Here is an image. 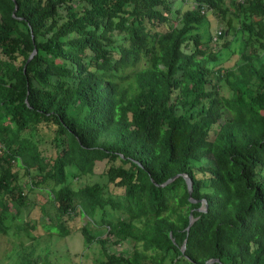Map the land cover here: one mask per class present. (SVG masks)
Instances as JSON below:
<instances>
[{
	"label": "trees",
	"instance_id": "trees-1",
	"mask_svg": "<svg viewBox=\"0 0 264 264\" xmlns=\"http://www.w3.org/2000/svg\"><path fill=\"white\" fill-rule=\"evenodd\" d=\"M15 1L0 0V231L37 206L28 230L80 231L98 264H264V0ZM182 172L196 201L182 175L162 184ZM74 213L90 219L71 228ZM27 252L13 263L38 264Z\"/></svg>",
	"mask_w": 264,
	"mask_h": 264
},
{
	"label": "rangeland",
	"instance_id": "rangeland-1",
	"mask_svg": "<svg viewBox=\"0 0 264 264\" xmlns=\"http://www.w3.org/2000/svg\"><path fill=\"white\" fill-rule=\"evenodd\" d=\"M183 4L181 0H175L173 4L179 5ZM184 4H193V0H189ZM174 5V6H175ZM208 17L210 18V26L209 29L211 32H214L215 29L224 28V20L219 18V15L208 12ZM231 38L232 41L230 43L229 48L223 51L222 61L225 65H232L235 60L238 58L239 51V37L234 38V36L230 33H227L224 37L217 38L216 42L219 45L224 39ZM213 42V41H212ZM215 42V41H214ZM213 42V43H214ZM212 43V44H213ZM216 45V44H215ZM46 131V127H41L39 134L37 132L33 133V138H37L42 135V132ZM43 147L46 143H40ZM51 148V147H50ZM53 150V149H52ZM50 153V151H49ZM203 162H209L208 159H204ZM98 166H96V173L92 176V179H100L99 171L103 167V162H97ZM71 166H68V168ZM19 170V169H18ZM19 176L21 177V181L28 182L29 177L24 174L23 169L20 168ZM70 178V177H69ZM73 186H81L88 180L85 176H77L72 177ZM112 187V186H111ZM27 189V187H26ZM112 192H118L119 190L116 188H111ZM29 193V197H35V200L42 201L43 197L39 196L35 191L27 190ZM40 194H45V191H40ZM46 210L53 214V208L51 206V201H46ZM26 209H23L20 214L22 220L15 219L14 222L10 225L7 232L0 231V264H14L13 262H19V258L17 257L19 252L22 250L23 252H29L32 256L36 257V263L45 264L43 262L44 254H47L48 260L52 262V264H98L99 260L104 258V254L102 252L101 246L98 242H92L88 245L85 244L82 233L77 230H72L69 234L65 236L57 235L54 233L49 236L47 233H44L43 229H31L29 230L25 227L24 220H29L30 223L37 224L38 219H42L43 217H47V212L41 211L37 206L33 209H30V212H26ZM90 219L87 214H78L74 213L73 217L68 221V224L71 228H76L81 226L82 223L86 222V220ZM101 229H100V228ZM105 226H92V229L96 231L97 229L100 232H105ZM38 233H42L39 236ZM125 244L119 245L123 246ZM119 246H117L119 248ZM32 251V253H31ZM27 252V253H28Z\"/></svg>",
	"mask_w": 264,
	"mask_h": 264
},
{
	"label": "water",
	"instance_id": "water-1",
	"mask_svg": "<svg viewBox=\"0 0 264 264\" xmlns=\"http://www.w3.org/2000/svg\"><path fill=\"white\" fill-rule=\"evenodd\" d=\"M15 1V0H14ZM17 3L15 1V6L13 8V14L15 15V11L17 9ZM36 52V47L34 46V48L32 49V51L29 53L27 59H26V62L25 64L33 57V55L35 54ZM178 175H182L186 181V184H187V187H188V191H189V199L192 200V201H196L195 198L191 197V191H192V179L191 177L186 173V172H182V173H176L174 174L173 176L167 178L165 181L162 182V184H166L167 182L173 180L175 177H177ZM198 210H203V211H206L207 210V201L205 198H202V204L200 206L197 207ZM195 216L193 215L192 211L190 210L189 212V222L186 226V230L188 232L192 222L195 220ZM182 249H184V243H183V246H182ZM219 258L217 257H211V258H208L205 262H213V261H218ZM225 264V263H223Z\"/></svg>",
	"mask_w": 264,
	"mask_h": 264
}]
</instances>
